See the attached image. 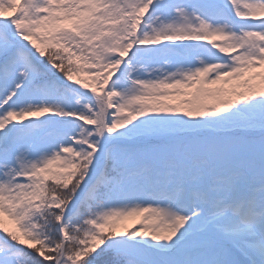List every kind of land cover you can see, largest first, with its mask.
Listing matches in <instances>:
<instances>
[{
  "label": "snow or ice",
  "instance_id": "1",
  "mask_svg": "<svg viewBox=\"0 0 264 264\" xmlns=\"http://www.w3.org/2000/svg\"><path fill=\"white\" fill-rule=\"evenodd\" d=\"M0 264H264V0H0Z\"/></svg>",
  "mask_w": 264,
  "mask_h": 264
}]
</instances>
